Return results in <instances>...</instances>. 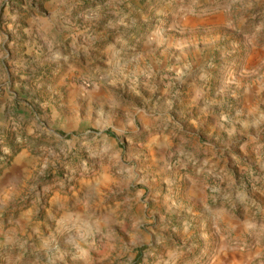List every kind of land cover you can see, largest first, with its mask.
<instances>
[{
	"label": "rangeland",
	"instance_id": "obj_1",
	"mask_svg": "<svg viewBox=\"0 0 264 264\" xmlns=\"http://www.w3.org/2000/svg\"><path fill=\"white\" fill-rule=\"evenodd\" d=\"M0 264H264V0H0Z\"/></svg>",
	"mask_w": 264,
	"mask_h": 264
},
{
	"label": "crops",
	"instance_id": "obj_2",
	"mask_svg": "<svg viewBox=\"0 0 264 264\" xmlns=\"http://www.w3.org/2000/svg\"><path fill=\"white\" fill-rule=\"evenodd\" d=\"M167 141L160 139L156 141L155 147L156 149L162 150L164 146L166 145ZM99 189V188H98ZM83 206L79 207L78 213H82Z\"/></svg>",
	"mask_w": 264,
	"mask_h": 264
},
{
	"label": "trees",
	"instance_id": "obj_3",
	"mask_svg": "<svg viewBox=\"0 0 264 264\" xmlns=\"http://www.w3.org/2000/svg\"><path fill=\"white\" fill-rule=\"evenodd\" d=\"M139 258V257H138ZM138 260V259H137ZM137 262V261H136Z\"/></svg>",
	"mask_w": 264,
	"mask_h": 264
}]
</instances>
